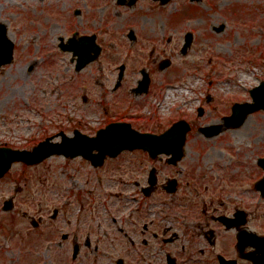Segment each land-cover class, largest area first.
Listing matches in <instances>:
<instances>
[{
	"label": "flooded vegetation",
	"instance_id": "obj_1",
	"mask_svg": "<svg viewBox=\"0 0 264 264\" xmlns=\"http://www.w3.org/2000/svg\"><path fill=\"white\" fill-rule=\"evenodd\" d=\"M32 2L27 8L32 25L27 44L34 58H39L26 68L31 79L37 81L31 87L32 110L40 106L39 93L44 91V82L36 77V71L49 70L55 58H66L69 64L71 81L66 80L64 86L82 92L80 102H60V110L68 115L63 130L16 149L30 150L45 139L62 142L78 135L91 138L110 124H129L138 133L161 135L184 119L171 120L167 125L158 121L149 130H139L133 126L140 119L135 108L117 102L103 111L100 125L92 129V117L98 112L91 90L98 80L81 81L78 75L89 67L96 76L104 74L114 59H146V64L161 59L156 65L159 69L163 63L171 65L170 59L178 54L189 55L197 36L209 33L201 20L188 17L181 21L202 0ZM220 26H209V32H222L224 27L216 31ZM15 50L14 43V55ZM132 65L133 69L124 61L114 67L116 77L111 92L122 87L131 70L141 77L144 71L150 76L148 67ZM141 77L129 89L135 97ZM70 97L77 98L75 93ZM199 109L204 113L203 107ZM80 113L84 115H80L81 119L69 117ZM192 119H184L191 128L185 144L191 135L192 140L202 136V126ZM190 148L187 152L185 145L176 162L170 156L151 157L146 150L135 148L106 157L99 166L83 158L67 160L62 166L24 165L27 169L44 166L33 177L40 183L24 200L38 196L46 204L32 215L22 213L30 226L12 233L33 248L45 251L50 264H264V221L262 230L247 209L228 211L220 195L208 191L209 184L193 177V170L198 169L193 151L198 146ZM16 189L12 201L22 198L20 188ZM48 204L59 207L47 210Z\"/></svg>",
	"mask_w": 264,
	"mask_h": 264
},
{
	"label": "rangeland",
	"instance_id": "obj_2",
	"mask_svg": "<svg viewBox=\"0 0 264 264\" xmlns=\"http://www.w3.org/2000/svg\"><path fill=\"white\" fill-rule=\"evenodd\" d=\"M32 3V0H0V22L8 25L16 46L12 64L0 71V145L10 148L28 146L43 135L50 136L63 130L68 115L60 110V102H80L82 92L64 86L66 80L71 81L69 64L66 58H55L52 60L55 64L49 66V70L36 71V77L44 82V91L39 93L41 101L37 103L40 106L32 110L31 87L32 82L37 81L31 79L26 68L31 61H39L27 44L32 28L27 8ZM188 17L201 20L209 35H198L193 51L187 56L178 54L170 59V68L159 70L156 65L161 59L150 64L145 63L146 59H114L104 74L96 76L89 67L78 75L81 81L98 80L91 90L98 112L92 117V129L100 125L103 111L110 110L117 102L135 108L140 119L134 121L133 126L139 130H149L158 121L167 125L178 118H193L200 127L217 125L230 114L232 104L251 102L249 90L264 82V0H202L181 22ZM212 25H224V30L209 32ZM124 61L131 69L133 63H140L151 70L147 94L135 97L130 93L129 89L135 87L141 77L139 72L132 70L125 75L121 88L114 92L109 90L116 77L114 67ZM73 93L77 96L75 100L70 97ZM170 93H173L171 98L168 97ZM199 107L204 108L200 117L197 116ZM80 115L69 117L81 119ZM192 137L186 150L198 146L193 151L198 164L193 177L209 184L208 191H216L228 211L245 208L262 228L264 198L253 189V182L264 176L256 165V160L264 156L263 111L250 114L238 128L228 129L216 137L204 139L199 136L196 140ZM65 161L52 158L44 166H62L68 163ZM44 166L27 169L16 164L0 179V264H50L45 251L33 248L12 233L30 226L22 213L32 215L33 211L45 207L46 201L38 196L24 200L40 183L33 177L40 174ZM16 188H20L22 198L14 200L13 210L1 212L3 201L16 194ZM52 206L59 207L48 204L47 210ZM67 257L70 259V252Z\"/></svg>",
	"mask_w": 264,
	"mask_h": 264
},
{
	"label": "water",
	"instance_id": "obj_3",
	"mask_svg": "<svg viewBox=\"0 0 264 264\" xmlns=\"http://www.w3.org/2000/svg\"><path fill=\"white\" fill-rule=\"evenodd\" d=\"M197 1L198 0H190ZM223 26L219 30H221ZM7 26L0 23V69L2 66L11 64L13 60V43L8 37ZM217 30V31H219ZM168 63L160 65V69L166 68ZM146 73L142 74V79L135 88L136 94L147 92L149 77ZM251 102L234 104L232 113L224 118L221 126L204 127L200 131L206 137L217 135L227 128H236L242 125L249 114L256 111H264V82L252 88L249 93ZM199 114H201L199 110ZM190 130L185 121L173 124L166 132L161 135L141 134L131 129L129 124H111L97 132L94 138H87L78 135L76 138L63 139L61 143H51L49 140L39 143L32 151H16L8 148H0V178L16 162L27 165L38 164L54 155H61L68 158L81 156L90 160L94 165L101 164L106 156H116L124 149L142 148L152 157L158 154L172 156L171 161L175 162L181 156L182 148L185 143L186 133ZM96 150L97 153L93 154ZM259 165L264 170V159L259 161ZM256 189L261 191L264 196V177L256 184ZM3 212L12 209V201L7 200L3 204ZM260 240V239H259ZM264 259V258H263Z\"/></svg>",
	"mask_w": 264,
	"mask_h": 264
},
{
	"label": "bare ground",
	"instance_id": "obj_4",
	"mask_svg": "<svg viewBox=\"0 0 264 264\" xmlns=\"http://www.w3.org/2000/svg\"><path fill=\"white\" fill-rule=\"evenodd\" d=\"M168 97H170V98L173 97V93H170Z\"/></svg>",
	"mask_w": 264,
	"mask_h": 264
}]
</instances>
